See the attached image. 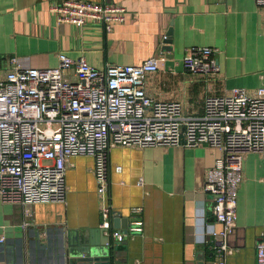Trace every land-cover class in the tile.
Returning <instances> with one entry per match:
<instances>
[{"label":"crops","instance_id":"1","mask_svg":"<svg viewBox=\"0 0 264 264\" xmlns=\"http://www.w3.org/2000/svg\"><path fill=\"white\" fill-rule=\"evenodd\" d=\"M62 0H0V77L17 58L23 66L58 64V55L107 65L158 59L143 89L161 101H179L185 115L203 113L209 95L232 88L253 92L264 83V11L255 0H106L125 9V21L105 32L98 22L82 26L58 23L50 11ZM100 2L101 0H88ZM171 29L169 51L162 36ZM216 49L217 74H192L183 66L188 49ZM221 151L154 145L113 147L108 153L109 203L114 218L127 224L140 218V232L125 238L129 264H197L215 260L210 229L212 197L204 190L206 174ZM65 202L27 206L0 201V264H61L59 237L99 227V200L93 159L79 155L67 163ZM119 166V170L115 167ZM263 159L248 152L237 187L235 223L225 264H257L255 243L263 224ZM139 207V213L133 208ZM212 254V256H210Z\"/></svg>","mask_w":264,"mask_h":264},{"label":"built area","instance_id":"2","mask_svg":"<svg viewBox=\"0 0 264 264\" xmlns=\"http://www.w3.org/2000/svg\"><path fill=\"white\" fill-rule=\"evenodd\" d=\"M255 4L264 11V0ZM50 11L58 23L82 26L93 21L105 32L125 21L124 7L106 0H62L52 3ZM165 39L167 35L162 43ZM215 53L212 47H191L183 56V66L192 74H217ZM11 63L0 77L1 202L22 206L65 202L67 161L90 156L99 227L121 242L140 232L142 220H133L126 230L112 227L115 211L107 195L110 149L206 144L221 151L207 171L204 190L213 200L214 221L221 225L219 231L209 230L215 263L225 264L232 253L227 238L236 218L242 160L246 153L257 152L263 159V224L255 250L257 264H264V83L253 92L236 87L228 94L209 95L202 114L185 115L181 102L145 94L144 76L158 69L156 57L103 69L90 66L84 57L63 54L52 67L23 66L17 58Z\"/></svg>","mask_w":264,"mask_h":264},{"label":"water","instance_id":"3","mask_svg":"<svg viewBox=\"0 0 264 264\" xmlns=\"http://www.w3.org/2000/svg\"><path fill=\"white\" fill-rule=\"evenodd\" d=\"M166 35L167 39L163 41L162 49L169 51L170 47L168 44L171 43V29ZM120 220L121 218H113L112 227L126 230L128 227L127 219H124V221ZM105 232L106 229L95 227L68 233L67 238L60 236L59 253L61 264H129V259L123 254V250H125L124 244L115 242ZM127 237H131V235L125 238ZM197 264L216 263L213 260L210 263L198 261Z\"/></svg>","mask_w":264,"mask_h":264},{"label":"rangeland","instance_id":"4","mask_svg":"<svg viewBox=\"0 0 264 264\" xmlns=\"http://www.w3.org/2000/svg\"><path fill=\"white\" fill-rule=\"evenodd\" d=\"M41 128L43 127L42 125H39Z\"/></svg>","mask_w":264,"mask_h":264}]
</instances>
